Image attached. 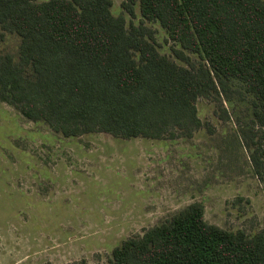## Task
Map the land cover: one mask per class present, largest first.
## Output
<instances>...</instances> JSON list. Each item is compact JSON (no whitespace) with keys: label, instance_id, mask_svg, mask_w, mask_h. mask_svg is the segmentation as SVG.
<instances>
[{"label":"trees","instance_id":"16d2710c","mask_svg":"<svg viewBox=\"0 0 264 264\" xmlns=\"http://www.w3.org/2000/svg\"><path fill=\"white\" fill-rule=\"evenodd\" d=\"M137 4L142 20L128 25L112 0H0L2 37L20 38L16 55L0 54V102L65 138L191 140L204 127L198 101L220 105L238 82L253 97L264 140V0H129L123 7L134 16ZM148 24L164 29L187 66L161 53ZM254 145L264 179L263 144ZM109 264H264V230L212 225L196 202L122 241Z\"/></svg>","mask_w":264,"mask_h":264},{"label":"rangeland","instance_id":"374dc122","mask_svg":"<svg viewBox=\"0 0 264 264\" xmlns=\"http://www.w3.org/2000/svg\"><path fill=\"white\" fill-rule=\"evenodd\" d=\"M112 1L115 16L140 24L139 4L132 16L129 0ZM148 25L161 53L187 66L164 29ZM19 45L0 30V54L16 55ZM197 107L204 127L193 139L158 141L65 138L0 102V264H109L122 241L196 202L212 225L263 231L264 179L252 155L264 140L253 97L232 82L230 98Z\"/></svg>","mask_w":264,"mask_h":264}]
</instances>
